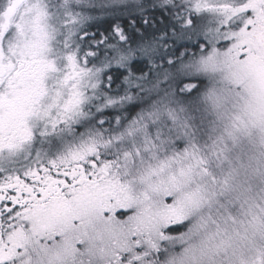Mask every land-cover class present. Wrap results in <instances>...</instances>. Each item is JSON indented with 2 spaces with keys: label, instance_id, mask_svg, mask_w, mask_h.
<instances>
[{
  "label": "snow or ice",
  "instance_id": "6c2138e0",
  "mask_svg": "<svg viewBox=\"0 0 264 264\" xmlns=\"http://www.w3.org/2000/svg\"><path fill=\"white\" fill-rule=\"evenodd\" d=\"M0 264H264V0H0Z\"/></svg>",
  "mask_w": 264,
  "mask_h": 264
}]
</instances>
